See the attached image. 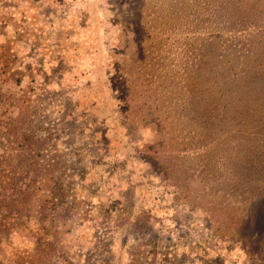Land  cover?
Wrapping results in <instances>:
<instances>
[{"label": "rangeland", "instance_id": "1", "mask_svg": "<svg viewBox=\"0 0 264 264\" xmlns=\"http://www.w3.org/2000/svg\"><path fill=\"white\" fill-rule=\"evenodd\" d=\"M139 2L0 0V264H264L263 135L125 110Z\"/></svg>", "mask_w": 264, "mask_h": 264}, {"label": "trees", "instance_id": "2", "mask_svg": "<svg viewBox=\"0 0 264 264\" xmlns=\"http://www.w3.org/2000/svg\"><path fill=\"white\" fill-rule=\"evenodd\" d=\"M146 3L140 0L135 13L130 8L136 21L131 46L141 60L150 55V64L117 85L125 110L143 114L147 107L150 122L163 129L168 120L192 123V129L168 132L186 141V150H205L206 139L221 137L227 131L219 126L234 118L228 131L263 135L257 146L264 156V0H150V22L141 17ZM243 149L246 156L256 151L252 144ZM10 189L23 198L30 190Z\"/></svg>", "mask_w": 264, "mask_h": 264}, {"label": "crops", "instance_id": "3", "mask_svg": "<svg viewBox=\"0 0 264 264\" xmlns=\"http://www.w3.org/2000/svg\"><path fill=\"white\" fill-rule=\"evenodd\" d=\"M95 1H96V0H95ZM90 4L93 5L94 3H93V2H90ZM92 11H93L92 13H95V14H96V12H97V10H95L93 7H92Z\"/></svg>", "mask_w": 264, "mask_h": 264}]
</instances>
